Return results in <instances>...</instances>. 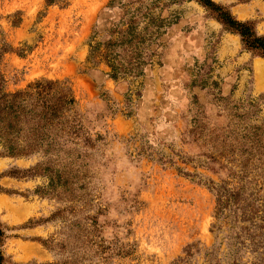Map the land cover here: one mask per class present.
<instances>
[{
	"label": "rangeland",
	"instance_id": "1",
	"mask_svg": "<svg viewBox=\"0 0 264 264\" xmlns=\"http://www.w3.org/2000/svg\"><path fill=\"white\" fill-rule=\"evenodd\" d=\"M212 1L264 36V0ZM132 14L150 63L114 80L89 61V44L116 37ZM0 32L6 89L67 80L105 137L74 196L40 154L0 157L5 264H214L212 187L227 178L208 168L215 129L264 114V57L197 0H0Z\"/></svg>",
	"mask_w": 264,
	"mask_h": 264
},
{
	"label": "trees",
	"instance_id": "2",
	"mask_svg": "<svg viewBox=\"0 0 264 264\" xmlns=\"http://www.w3.org/2000/svg\"><path fill=\"white\" fill-rule=\"evenodd\" d=\"M45 1L48 5L69 2ZM197 1L229 30L238 33L247 49L264 57V36L255 32L252 23L235 19L228 9L212 0ZM135 19L132 14L126 27L119 26L116 37L114 34L107 40L94 37L89 44V61L94 65L105 63L110 69L107 75L114 80L126 76L138 78L145 74L150 63L149 52L142 49L143 32L135 27ZM8 51L11 48L0 32V157L40 154L44 171H55L57 184L74 196L71 185L85 189L84 180L94 162V151L105 137L93 134L91 121L79 110L67 80L36 79L24 88L8 91L1 70ZM259 111L253 116L237 113L234 121L215 129L218 157L209 156L208 168L215 173L226 170L227 178L212 187L215 195L212 231L219 243L217 251L215 246L207 248L205 256L209 261L213 258L214 264H264V114ZM207 125L203 124L211 127ZM96 225L92 221L86 233L92 234ZM7 231L0 222V264H5L2 246L8 238ZM192 255L189 248L186 256Z\"/></svg>",
	"mask_w": 264,
	"mask_h": 264
}]
</instances>
